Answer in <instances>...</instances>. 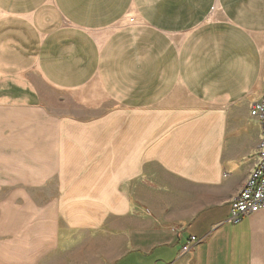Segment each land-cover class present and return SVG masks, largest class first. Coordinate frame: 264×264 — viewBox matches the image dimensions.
Masks as SVG:
<instances>
[{
	"label": "crops",
	"instance_id": "0c3cea01",
	"mask_svg": "<svg viewBox=\"0 0 264 264\" xmlns=\"http://www.w3.org/2000/svg\"><path fill=\"white\" fill-rule=\"evenodd\" d=\"M263 96L264 0H0V177L50 264H264V209L227 220Z\"/></svg>",
	"mask_w": 264,
	"mask_h": 264
},
{
	"label": "rangeland",
	"instance_id": "374dc122",
	"mask_svg": "<svg viewBox=\"0 0 264 264\" xmlns=\"http://www.w3.org/2000/svg\"><path fill=\"white\" fill-rule=\"evenodd\" d=\"M0 184V264H50L52 259L50 255L41 257L33 254L35 248L40 247L41 243L34 239L35 224L27 223L23 227L17 223L18 219H14L19 215L30 216L35 209L29 206L25 209L19 208V205L24 203V199L20 198L18 187L9 186L10 184L3 185L1 177ZM28 195L33 200L27 203L33 204L35 193L28 192ZM19 227L22 231L26 228L27 237L31 239L20 238ZM58 261H61V257Z\"/></svg>",
	"mask_w": 264,
	"mask_h": 264
},
{
	"label": "built area",
	"instance_id": "2783aa9c",
	"mask_svg": "<svg viewBox=\"0 0 264 264\" xmlns=\"http://www.w3.org/2000/svg\"><path fill=\"white\" fill-rule=\"evenodd\" d=\"M250 115L260 125V137L255 164L230 202L227 220L233 223L245 214L264 209V96L250 103ZM195 239L191 237L192 241Z\"/></svg>",
	"mask_w": 264,
	"mask_h": 264
}]
</instances>
